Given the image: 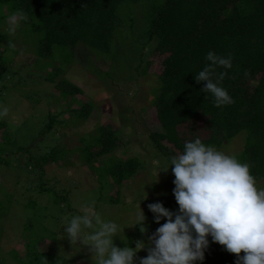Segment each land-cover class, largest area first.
Segmentation results:
<instances>
[{"label": "rangeland", "instance_id": "obj_1", "mask_svg": "<svg viewBox=\"0 0 264 264\" xmlns=\"http://www.w3.org/2000/svg\"><path fill=\"white\" fill-rule=\"evenodd\" d=\"M145 11L144 4L132 10V32L125 23L120 25L115 33L114 54L97 56L89 47L80 45L74 62L66 66L62 78L80 86L84 93L81 98L93 105L86 117H74L76 112L67 104L70 97L57 98V79H39L34 72L26 75L28 70L19 79L0 77L5 87L0 84V89L7 90L6 97H0V107L7 108L3 118L15 133L12 148L7 146L0 158V205L4 211L0 221V264H94L89 246L72 245L64 232L67 222L86 206L93 207L103 220L120 225L121 231L114 240L118 247L127 244L133 248L137 240L147 243L156 229L167 222L163 218L156 223L149 204L162 203L165 208L178 211L173 194L175 177L171 168L165 170L170 167V158L161 155L148 137L155 128L154 115L150 114L155 110L151 96L158 86V76L150 69L155 72L164 56L146 35ZM22 37L9 40H13L11 46L17 51L24 47ZM9 41L1 40V48ZM33 67L37 68L31 65L30 72L35 70ZM47 69L46 74L52 70L50 66ZM33 79L31 84L25 83ZM81 105L79 100L76 108L81 109ZM50 118L61 123L56 129L59 133L55 136L56 132H52L55 138L40 133ZM197 127L203 133L201 137L206 138L209 132L205 118ZM116 129L122 137L110 153L140 159L139 169L123 186H112L109 177L95 169L92 172L85 151L97 153L101 146L89 148L82 139L88 137L94 143L105 130ZM46 130H53V126ZM244 136L239 133L225 145L214 147L234 155L243 149ZM54 145L56 150L47 157L50 163L44 164L41 154ZM103 164L104 159L98 158L97 166L101 168ZM33 181L47 190L38 191ZM256 182L259 188L264 186L263 181ZM140 206L147 218L146 232L135 225ZM50 248L55 253L47 251ZM147 255V248L137 252V264Z\"/></svg>", "mask_w": 264, "mask_h": 264}, {"label": "trees", "instance_id": "obj_2", "mask_svg": "<svg viewBox=\"0 0 264 264\" xmlns=\"http://www.w3.org/2000/svg\"><path fill=\"white\" fill-rule=\"evenodd\" d=\"M141 4L146 6V35L164 56L155 72L150 69L158 76V86L151 96L155 110L150 113L155 128L148 135L154 148L171 160L183 151L186 141L199 137L206 144L221 147L243 132V149L234 155L249 164L256 181L264 183V0H0V41L22 35L24 43L20 51L11 46L13 40L5 48L0 44V77L19 79L28 70L26 75L34 72L39 79H57V98L70 97L67 104L76 112L74 117H86L93 105L81 98L84 93L80 86L58 77L74 62L80 45L114 54L116 31L125 23L132 32V10ZM17 12H23L27 19L18 18L15 31H11V17ZM8 51L12 54H6ZM209 51L232 58L231 69H216L228 72L221 86L233 98L232 104L216 107L211 94L202 91L204 82L195 79L208 63L205 57ZM31 65L37 66L32 72ZM48 66L52 70L46 74ZM79 100L81 109L76 108ZM201 118L207 123L206 138L201 137L203 133L197 127ZM9 132L14 131L0 118V158L15 140L14 136L8 137ZM82 137L89 148L101 146L97 153L84 150L92 172L95 169L109 177L112 186L128 184L127 179L139 169L140 159L110 153L115 151L122 133L118 129L105 130L94 143ZM55 150L41 154L44 164L50 163L47 157ZM100 157L104 159L101 168L97 166ZM34 185L38 191L47 190L38 182ZM3 212L0 205V221ZM47 251L55 253L51 248ZM236 262V254L209 237L204 259L194 264Z\"/></svg>", "mask_w": 264, "mask_h": 264}, {"label": "clouds", "instance_id": "obj_3", "mask_svg": "<svg viewBox=\"0 0 264 264\" xmlns=\"http://www.w3.org/2000/svg\"><path fill=\"white\" fill-rule=\"evenodd\" d=\"M18 18L27 19L23 12L13 14L11 31H15ZM91 51L97 56L110 54ZM205 59L208 63L195 76L197 83L204 82L202 91L211 94L216 107L234 103L221 86L228 72L216 71L231 69V56L209 51ZM5 93L2 97H6ZM7 113V108L0 107V118ZM60 125L56 118H50L40 133L55 138ZM52 126L53 130H46ZM11 136L15 137V133ZM169 168L175 177L173 194L179 209L173 212L162 203L148 205L156 223L163 218L167 222L156 229L147 243L137 240L135 248L127 244L118 247L114 240L119 236L120 225L103 220L93 207L86 206L64 228L71 244L89 246L94 264H137V252L145 248L148 255L140 258L139 264H194L204 259L211 237L213 242L237 255L236 264H264V188L257 186L249 164L197 137L185 142L183 151L171 158L170 167L165 170ZM146 219L140 206L135 225L140 226L141 232L147 231Z\"/></svg>", "mask_w": 264, "mask_h": 264}]
</instances>
